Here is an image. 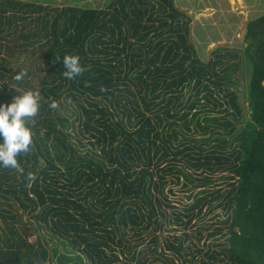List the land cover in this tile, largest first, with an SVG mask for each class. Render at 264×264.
Listing matches in <instances>:
<instances>
[{
  "label": "trees",
  "instance_id": "16d2710c",
  "mask_svg": "<svg viewBox=\"0 0 264 264\" xmlns=\"http://www.w3.org/2000/svg\"><path fill=\"white\" fill-rule=\"evenodd\" d=\"M190 21L174 0H109L104 7L0 0V105L12 102L14 88L41 97L29 125L35 151L18 157L26 172L37 174L36 198L29 197L23 176L0 167V198L29 214L24 223L22 216L0 212L21 225L4 222L0 264H55L57 247L47 245L53 239L76 252L60 255L59 262L84 256L91 264H131L138 243L126 242L129 232L144 240L141 233L151 229L155 242L156 233L173 224L183 228L163 244L180 264H264V13L246 25L249 116L235 135L225 115L241 117V107L225 84L239 54L219 48L202 61L189 37ZM2 51L15 60L28 53L30 61L8 66ZM65 54L78 55L85 69L75 81L62 76ZM38 57L46 69L35 89L27 78L37 75ZM20 72L25 75L17 82ZM50 98L57 109L49 107ZM67 104H73L68 115L60 111ZM83 138L92 145L85 152L76 146ZM212 140L209 147L199 143ZM37 156L47 167L37 168ZM220 170L230 171L228 186H210ZM168 172L200 187L181 209L168 199ZM215 202L226 216L221 225L208 224L214 227L206 236L225 226V238L198 245L201 227L193 234L184 228Z\"/></svg>",
  "mask_w": 264,
  "mask_h": 264
},
{
  "label": "rangeland",
  "instance_id": "374dc122",
  "mask_svg": "<svg viewBox=\"0 0 264 264\" xmlns=\"http://www.w3.org/2000/svg\"><path fill=\"white\" fill-rule=\"evenodd\" d=\"M19 1H30L34 2L36 4H42L47 5L48 7H62L65 5H75L80 7H104L105 4L108 3L109 0H19ZM228 1L232 0H174V3L180 11H182L184 14H186L188 17L191 18L190 24H189V37L191 42L193 43L197 56L202 61H207L210 56H212L211 50L215 49V46H209L211 41L217 40L221 37V35H218L216 30L212 27H215V20L217 19L218 15L221 16H230V14L224 9L227 6ZM234 1V0H233ZM262 10V11H261ZM259 12L260 14L264 13V7ZM44 10L38 11L39 13H42ZM258 12V13H259ZM36 14V12L34 13ZM194 19V21H193ZM228 36L227 33L221 38L226 39ZM7 43V42H6ZM5 43V44H6ZM12 43V42H11ZM10 43V44H11ZM223 44V43H222ZM214 47V48H212ZM211 52V53H210ZM239 54V58L237 59L240 63L238 64L237 68L235 70L230 71L232 73L231 80L225 81L226 86L228 89L235 90L237 93V102L239 103L241 107V117H234L232 115V109H230L231 115H225L229 119L232 120L236 130L233 132L235 135L237 132H239L249 116L248 112V98H247V91L248 86L247 83L249 81L250 76V70H251V62L248 59V56L241 51ZM3 57L6 58V61L8 63V66L16 67V66H27L28 62L30 61V56L27 54L22 53L18 60H15L16 56H10L5 51H2ZM37 68L36 71L37 75L34 77H28L27 81L36 89L39 86V78L42 74H44L46 66L42 59V57L37 58ZM27 90H31L30 88L26 87ZM65 108L62 106L60 107V111L65 114H69L72 112L73 104H67L64 105ZM224 130V131H223ZM219 130L220 133H226L225 129ZM195 134V133H192ZM216 134V133H215ZM217 141L222 139V135H216ZM233 135H227V139H231ZM196 137L206 138L207 135L202 134V132H197ZM84 144H78L76 143V146L79 148L81 152H85L86 149L89 147H92L91 144L88 143V141L83 138ZM75 142V141H74ZM182 140L176 142V144H180ZM199 142V141H198ZM203 145L209 147L212 143H215V140H212L210 142H202ZM230 174L229 170H220L216 173L212 174L214 175V182L209 184L212 187H226L228 186V175ZM167 179H168V185L172 188V193L168 196V199L170 202L174 205V207L181 209V206L190 203L191 199H187L186 195L189 194L191 190H194L195 192H198L200 190V187H192L193 182H186L185 185L183 183L185 182L183 179V176L178 174V180H176V177L174 174L168 172L167 173ZM183 182V183H182ZM218 203V202H217ZM216 202L212 204L210 207L205 209L204 215L193 219L188 227L184 228L186 232H190V234H193L196 228L201 227V232L204 234L201 239L197 242L198 245L205 246V243L208 242H218L222 241L225 238V231L226 227L223 226V229L221 232H218L211 236H206V233L208 231H211L212 225L208 224H214L217 223L218 225H221L222 222L220 221L221 218L226 216V210L222 206H216ZM173 209L168 208L166 209L167 212H171ZM4 211L5 213L9 214H17L19 216H22V221L24 223L28 222L29 220V214L22 213L21 208L15 204L12 200L5 201V199L0 198V212ZM220 215V216H219ZM171 219H173L172 216H170ZM17 219V218H16ZM13 222L16 227H19L21 229L20 223H18L16 220H12L10 218H2L0 216V245H2V236L3 233L7 232V229L4 225V222ZM175 223V222H173ZM172 227V228H170ZM180 225L173 224L171 226H166L164 230H160L156 233L157 240L155 242L150 239L152 236V230L149 229L148 231H145L141 233V236L146 237L144 240H137L138 235L135 236L131 235L132 232H129L128 239L130 241H126L127 243L132 242L133 244L138 243L137 245L132 246V250H135L136 258L129 261L131 264H156L157 262H162L164 264H180L179 257L175 254V252L168 250V248H164V240L163 238L175 234L180 229H182ZM43 232V231H42ZM45 232V231H44ZM148 232V236H147ZM46 233V232H45ZM51 234V232L46 233ZM45 235V239H46ZM36 237L31 236L30 241L33 243H36L35 241ZM204 239V240H203ZM194 241H196L194 239ZM184 243H188V240H185ZM48 246H56L57 247V253L55 257L59 258L60 255H67L72 256L74 253H70V251H67L65 248L70 249V244L65 245V247L59 242L53 239L52 241H48ZM139 251V253L136 251ZM166 256L168 258V261L165 262L162 257ZM55 258V264H91L90 261L83 256V261L79 260L78 258H70L69 260H62L63 262L57 261ZM54 261V259H53ZM123 263L127 264L126 261L123 259Z\"/></svg>",
  "mask_w": 264,
  "mask_h": 264
},
{
  "label": "clouds",
  "instance_id": "9594fccd",
  "mask_svg": "<svg viewBox=\"0 0 264 264\" xmlns=\"http://www.w3.org/2000/svg\"><path fill=\"white\" fill-rule=\"evenodd\" d=\"M55 62H60V58L55 56ZM64 71L62 76L70 81H75L85 71L81 66L80 57L73 54H65L62 60ZM25 73L20 72L14 76V80L19 82L23 79ZM85 86H89L85 83ZM17 92L8 105H0V167L3 169L15 170L24 178V186L28 190L30 198L35 199L31 191L33 184L37 180V174L34 171H25V168L18 160L22 154L27 156L35 151L33 142V132L29 125L35 124L40 109V94L33 90H24L14 88ZM105 89L101 88V91ZM49 107L57 109L58 102L50 98ZM36 166L38 169L47 167L43 157H36ZM44 264V262H41Z\"/></svg>",
  "mask_w": 264,
  "mask_h": 264
},
{
  "label": "crops",
  "instance_id": "0c3cea01",
  "mask_svg": "<svg viewBox=\"0 0 264 264\" xmlns=\"http://www.w3.org/2000/svg\"><path fill=\"white\" fill-rule=\"evenodd\" d=\"M263 7L264 0L228 1L227 6L224 9H226L230 16L218 15L215 20V27H212L216 30L214 33L221 35V37L210 42L209 46H215V49L211 50V52H214L219 48H224V51L230 50L241 53L247 44L244 40L246 25L250 20L262 15L259 11ZM225 33H227L228 36L226 39H221Z\"/></svg>",
  "mask_w": 264,
  "mask_h": 264
},
{
  "label": "water",
  "instance_id": "95a60500",
  "mask_svg": "<svg viewBox=\"0 0 264 264\" xmlns=\"http://www.w3.org/2000/svg\"><path fill=\"white\" fill-rule=\"evenodd\" d=\"M263 82H264V79H263Z\"/></svg>",
  "mask_w": 264,
  "mask_h": 264
}]
</instances>
